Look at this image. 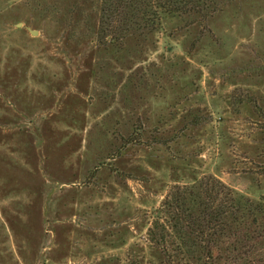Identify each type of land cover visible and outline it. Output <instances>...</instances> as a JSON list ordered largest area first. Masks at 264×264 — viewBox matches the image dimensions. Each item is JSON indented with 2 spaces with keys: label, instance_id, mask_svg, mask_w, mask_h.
<instances>
[{
  "label": "rangeland",
  "instance_id": "rangeland-1",
  "mask_svg": "<svg viewBox=\"0 0 264 264\" xmlns=\"http://www.w3.org/2000/svg\"><path fill=\"white\" fill-rule=\"evenodd\" d=\"M214 1L104 44L100 0H0V264H165L163 199L211 177L264 224V0Z\"/></svg>",
  "mask_w": 264,
  "mask_h": 264
},
{
  "label": "trees",
  "instance_id": "trees-1",
  "mask_svg": "<svg viewBox=\"0 0 264 264\" xmlns=\"http://www.w3.org/2000/svg\"><path fill=\"white\" fill-rule=\"evenodd\" d=\"M217 8L214 0H100L98 43L117 44L130 34L154 31L166 18L203 26ZM237 201L229 187L212 177L176 185L163 199L148 237L162 251L165 264L180 259L214 264L250 247L260 252L264 224L257 216L262 210L250 203L244 215Z\"/></svg>",
  "mask_w": 264,
  "mask_h": 264
},
{
  "label": "water",
  "instance_id": "water-1",
  "mask_svg": "<svg viewBox=\"0 0 264 264\" xmlns=\"http://www.w3.org/2000/svg\"><path fill=\"white\" fill-rule=\"evenodd\" d=\"M30 33L33 35L34 34V31H30Z\"/></svg>",
  "mask_w": 264,
  "mask_h": 264
}]
</instances>
